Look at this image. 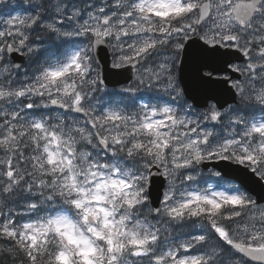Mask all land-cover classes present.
Returning <instances> with one entry per match:
<instances>
[{"label": "snow or ice", "instance_id": "6c2138e0", "mask_svg": "<svg viewBox=\"0 0 264 264\" xmlns=\"http://www.w3.org/2000/svg\"><path fill=\"white\" fill-rule=\"evenodd\" d=\"M252 183L264 0H0L11 264H264Z\"/></svg>", "mask_w": 264, "mask_h": 264}, {"label": "water", "instance_id": "95a60500", "mask_svg": "<svg viewBox=\"0 0 264 264\" xmlns=\"http://www.w3.org/2000/svg\"><path fill=\"white\" fill-rule=\"evenodd\" d=\"M101 67H102L103 72H104L105 74H107V72H108L109 70L106 69V68H104L103 65H102ZM220 99H221L222 102L225 101V100L231 102L232 97L229 96L227 93H223V92H221V93H220ZM208 167H212V165L210 164V165H208ZM220 167H224V165L221 164ZM229 167H235V166H229ZM250 186L252 187V189L254 190V193H255L256 195H264V190L261 189L260 185L252 183ZM154 198H155V197H154Z\"/></svg>", "mask_w": 264, "mask_h": 264}, {"label": "trees", "instance_id": "16d2710c", "mask_svg": "<svg viewBox=\"0 0 264 264\" xmlns=\"http://www.w3.org/2000/svg\"><path fill=\"white\" fill-rule=\"evenodd\" d=\"M0 264H11V260L9 258L0 256Z\"/></svg>", "mask_w": 264, "mask_h": 264}, {"label": "rangeland", "instance_id": "374dc122", "mask_svg": "<svg viewBox=\"0 0 264 264\" xmlns=\"http://www.w3.org/2000/svg\"><path fill=\"white\" fill-rule=\"evenodd\" d=\"M12 2V0H10V3ZM15 2H19V0H15Z\"/></svg>", "mask_w": 264, "mask_h": 264}]
</instances>
